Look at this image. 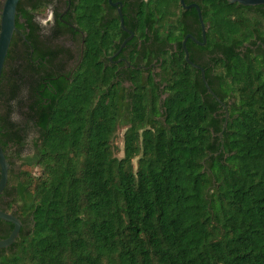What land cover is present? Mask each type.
Returning a JSON list of instances; mask_svg holds the SVG:
<instances>
[{"label":"trees","instance_id":"1","mask_svg":"<svg viewBox=\"0 0 264 264\" xmlns=\"http://www.w3.org/2000/svg\"><path fill=\"white\" fill-rule=\"evenodd\" d=\"M73 1V22L85 33L73 77L56 78L45 69L41 60L50 53L23 8L26 27L16 25L29 29L32 59L39 63L25 46L19 69L11 60L2 69L0 145L10 168L0 210L21 227L14 243L0 249V264H264V129H240L230 143H211L209 131L189 130L187 107L194 97L186 89L182 51L175 63L162 56L164 70L174 71L164 112L152 106L158 95L143 91L133 110L126 109L114 74L90 66L93 0ZM203 7L206 44L220 40L219 51L236 62V72L226 77L238 85V103L264 107V91L248 88L252 78L263 79L248 60L262 54L231 53L235 37L247 39L263 28L264 4L204 0ZM163 10L159 4L161 45L173 40L181 50L188 25ZM124 122L117 157L113 140ZM12 227L0 220V240Z\"/></svg>","mask_w":264,"mask_h":264},{"label":"flooded vegetation","instance_id":"2","mask_svg":"<svg viewBox=\"0 0 264 264\" xmlns=\"http://www.w3.org/2000/svg\"><path fill=\"white\" fill-rule=\"evenodd\" d=\"M98 1L99 3L97 0L92 1V13L89 20L90 66L93 69L96 64L105 76L111 72L114 74L115 82L123 88L122 96L126 109L133 110V100L137 98L140 91H143L150 97L158 95L152 106L159 107V112L162 113L164 112L163 103L172 96L171 81L174 71L164 70L162 56H168L171 58L170 61H173L175 57H180V51L184 59L185 52L182 48L180 50L173 40L161 45L159 4H162L163 11L168 12L169 19L177 20L182 16L186 26L188 25L184 36L188 56V61L184 59L186 63L184 73L186 89L194 97L187 107L189 130L202 133L209 131L212 136L211 143H230L238 140L240 129L251 131L264 129V107L250 110L241 106L238 103V85H232L228 76L226 77L228 72H236V62L228 61L219 51V48L223 46L220 40L212 47L206 44V39L202 38V32L205 36L209 28V23L204 16V0H183L185 7L179 0L176 5L173 1L165 2V0ZM73 3L75 4V1L72 2V0H20L17 4L18 9L16 8V30L11 37L8 48L9 57H5L3 68L6 67V62L11 60V64L19 69L21 49L25 51V46L28 49L29 59L33 60L29 29L25 28L22 32L17 27V25L26 27V20L19 10L23 8L29 12L32 21L37 25L39 43L45 51L50 53L41 60L45 69H51L52 73L57 75L56 78L73 77L82 60L85 38L82 29L73 22ZM190 5H196L199 8L204 29L198 20L196 8ZM33 7L39 8V11H33ZM119 9L123 27L129 32L124 31L120 26ZM245 23L248 22L245 21ZM262 24L263 28L252 30V36L247 39L235 37L232 41L234 50L231 52L237 55L241 53L242 57L251 56V58L262 54V59L248 60L257 66L258 69L255 72L263 74L262 80L252 78V83L248 87L259 91H264V84H262L264 82V14ZM129 36L130 39L121 47L123 41ZM33 61L36 65L39 63L38 59ZM29 77V72H26L24 80L26 78L29 81ZM196 99L199 101L197 105ZM208 105L209 119L205 115V107ZM195 116L197 118H194ZM28 123V118L23 117V138L26 136V143L31 140L27 132ZM127 125V122L121 125L122 133Z\"/></svg>","mask_w":264,"mask_h":264},{"label":"water","instance_id":"3","mask_svg":"<svg viewBox=\"0 0 264 264\" xmlns=\"http://www.w3.org/2000/svg\"><path fill=\"white\" fill-rule=\"evenodd\" d=\"M19 1L20 0H1L0 2V77H1V72H2L3 65H4V61H5V57L8 52L11 37L13 35V32L16 30L15 17H16V12H17L16 8H17V4ZM225 1L229 4L236 3L244 7H254V6L264 4V0H225ZM179 2L182 4L183 7H185L183 0H179ZM190 6H194L196 8L198 20L202 28L204 29V25L202 22L199 8L196 5H190ZM119 18H120V26L124 29V31L129 32L123 27L122 15H121L120 9H119ZM202 38L203 40H205L204 32H202ZM129 39H130V36L127 37L123 41V43L121 44V47ZM185 42H186V37L183 38V40L181 41V48L185 52L184 59L188 61ZM9 168H10V165L5 159L2 147L0 145V194L2 193L3 189L5 188L8 182ZM0 220L11 223L13 226L9 235L6 238L0 240V249H5L11 246L14 243L15 239L18 237L19 230L21 227V222L16 216L12 215L9 212H5L1 210H0Z\"/></svg>","mask_w":264,"mask_h":264},{"label":"rangeland","instance_id":"4","mask_svg":"<svg viewBox=\"0 0 264 264\" xmlns=\"http://www.w3.org/2000/svg\"><path fill=\"white\" fill-rule=\"evenodd\" d=\"M167 14V13H166ZM163 16V15H162ZM168 16V15H166ZM121 130H118L113 143H114V149H115V155L117 157H121L122 156V148H123V143H121Z\"/></svg>","mask_w":264,"mask_h":264}]
</instances>
